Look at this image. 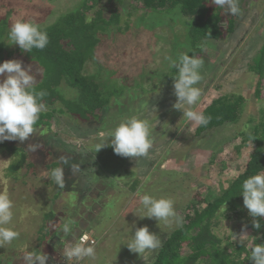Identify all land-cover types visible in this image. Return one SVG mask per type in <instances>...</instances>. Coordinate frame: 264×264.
I'll return each mask as SVG.
<instances>
[{
    "label": "rangeland",
    "instance_id": "1",
    "mask_svg": "<svg viewBox=\"0 0 264 264\" xmlns=\"http://www.w3.org/2000/svg\"><path fill=\"white\" fill-rule=\"evenodd\" d=\"M65 1L0 0V15L6 16L11 25L21 18L41 25L53 22L62 7L66 6ZM132 2L135 6L134 1ZM48 12L52 16L45 17ZM259 12L261 7L254 4L238 21L239 36L243 35L245 29L253 27L251 36L255 40L254 50L261 46L264 38V20L258 16ZM40 15L45 17L44 21H40ZM155 31L158 33L159 30ZM149 35L142 37V41L151 45ZM231 41L229 48L226 47L228 43L217 45L211 41L204 44L200 55L204 59L201 69L203 78L197 85L201 88V97L192 106L193 110L202 111L206 104L225 93H243L247 97L250 94L251 74L246 70V62L253 52L248 51L251 47L245 41L242 50L244 53H236L230 59L232 44L237 43V38ZM145 47L153 48L147 45ZM133 55L136 54L132 53L126 62H133ZM143 55L144 53L140 54L138 59ZM12 59L19 60L22 67L30 68V74L35 80L39 79V67L28 64L17 56ZM227 60L229 61L226 62ZM138 61L135 68L126 63L122 72L135 73L140 66ZM141 63L146 69H153L158 62L151 61L148 57ZM163 67L166 69L165 65ZM150 77L154 80L142 81L141 86H134L135 88L129 89V94L125 92L119 98L129 105L128 98L131 96L130 107L134 112L131 117L145 119L151 126L153 146L145 157H122L116 155L110 146L95 152L94 144L102 142L101 138L128 116L107 122L105 127L93 130L91 134H84L85 128L96 123L92 122L91 126L83 120L56 114L51 120L50 128H35L26 141L0 142L21 147L25 152V161L17 172V180L13 181L6 168L17 156L0 149V193L7 192L9 195L18 190L26 194L20 202H14L16 210L13 209L15 214L11 226H17L16 220L20 218L22 223L17 231L21 232L11 244L0 247L1 264H26L25 253L30 252L31 244L35 245L39 241L37 222L33 218H40L45 210L50 209L55 212V216L48 222L49 231L41 240L40 246L41 252L48 256L46 264H149L158 248L146 250L140 255L130 251L125 244L131 240L135 228L147 225L149 231L157 234L163 241L179 226L174 222L165 224L155 218L138 217L137 215L144 214L139 202L140 195L147 192L155 197L171 198L175 210L185 223L188 210L191 211L192 207L199 210L204 208L240 172L248 150L246 147L241 148L242 145L239 144V130L248 132L250 129L248 126L251 124H243L249 116V105L235 126L225 123L196 134L195 123L187 121L182 110L173 107L176 102L173 88L175 76ZM166 77L171 78V82H162L160 87L159 84L154 86L155 80ZM135 79L138 80L137 77ZM118 112L122 113L123 110ZM238 146L240 151L236 155L234 151ZM61 157L69 160V165L63 166V189L42 177L50 171L46 168L48 164L58 162L60 166ZM71 165H78L79 170L72 171ZM68 219L73 221L72 233L65 237L61 228ZM56 226L58 232L55 235L53 229ZM244 226L234 217H221L214 232L222 238L229 237L232 242H250L251 230ZM44 233L43 230L41 234ZM83 234L96 240L92 245L96 250L95 258L68 261L63 254L64 249L80 242L79 238ZM27 237L28 242L24 241Z\"/></svg>",
    "mask_w": 264,
    "mask_h": 264
},
{
    "label": "trees",
    "instance_id": "2",
    "mask_svg": "<svg viewBox=\"0 0 264 264\" xmlns=\"http://www.w3.org/2000/svg\"><path fill=\"white\" fill-rule=\"evenodd\" d=\"M65 3L53 22L40 25L49 37V44L43 50L27 52L16 44H9L11 24L6 16L0 15V62L17 56L40 68V77L35 80L36 89L46 91L43 102L47 109L41 112L35 128H50L56 114H65L70 119L83 120L90 125L96 123L84 129V134H91V131L105 127L107 122L134 114L130 107L131 96L129 105L119 99L125 92L129 94V89L141 86L144 80H154L150 76L172 77L177 74V69L170 67L167 57L175 59L182 52L200 57L204 44L211 41L217 45L228 43L226 47L229 48V43L235 38L237 43L232 44L230 59L242 52L244 43L251 47L248 51L251 50L253 55L246 62L252 83L248 97L243 93L229 92L213 99L202 110L211 118L209 124L196 127V134H201L225 123L235 126L249 105V116L243 124H251L248 126L250 129L248 132L239 130V144L248 150L245 162L227 187L216 193L204 208L192 207L187 211L185 223L173 229L162 241L149 264H254L249 258L250 249L255 243H264V217L255 218L261 224L259 229L252 226L253 217L244 207L240 191L244 179L264 172V38L261 46L254 50L253 27L245 29L239 36L238 21L254 4L261 7L258 16L264 20V0H239L242 10L239 16L216 7L212 0H66ZM47 16H52V13L48 12ZM45 17L41 16L40 21ZM148 34L152 39L151 45L142 41V37ZM145 45L153 48L148 49ZM141 52L144 55L138 59ZM130 53L136 54L133 55L136 60L126 62L131 58ZM216 53L219 54L218 51ZM148 57L158 62L153 69H146L141 63ZM137 60L140 66L135 73L122 72L126 63L135 68ZM169 77L155 80L154 86L159 84L160 87L162 82L166 84L171 79ZM239 148L234 154L239 155ZM0 149L17 156L6 168L13 181L17 180V172L25 161L24 150L7 143H0ZM54 167H58V162L46 166L50 170ZM23 194L17 190L9 197L17 203L26 195ZM54 213L52 209L45 210L40 218H33L37 222L39 241L37 245H30V252H41V240L49 231L47 225L54 218ZM221 217H234L244 224L251 230V241L232 242L229 237L218 236L214 228L219 225ZM16 221L14 229L17 231L22 221L20 218ZM43 230L44 235L41 234ZM53 232L57 234L58 226ZM24 241L28 242V237Z\"/></svg>",
    "mask_w": 264,
    "mask_h": 264
},
{
    "label": "clouds",
    "instance_id": "3",
    "mask_svg": "<svg viewBox=\"0 0 264 264\" xmlns=\"http://www.w3.org/2000/svg\"><path fill=\"white\" fill-rule=\"evenodd\" d=\"M212 3L225 10L228 14L239 16L242 12L239 0H212ZM88 22H91L90 19ZM9 44H16L23 51L33 49L43 50L49 44L47 31L38 23L23 18L12 23L9 33ZM203 47V45H201ZM171 68L177 69L173 88L176 102L173 107L182 110L183 117L196 126H207L210 117L202 111L192 109L201 97V88L197 85L202 80L201 69L204 66L203 57L180 53L175 59L167 57ZM30 68L22 67L19 60L10 59L0 62V142L5 140L26 141L35 131V125L41 112L45 109L43 98L47 95L44 90L36 89L35 77L30 74ZM100 143L96 144L95 152L110 146L116 155L127 158L145 157L153 146L151 126L145 119L136 116L126 118L111 128ZM35 150V149H33ZM60 166L52 168L42 177L51 180L60 189L65 187L64 165H69L67 157L60 158ZM72 171H78V165L70 166ZM242 174V173H241ZM41 177V178H42ZM238 178V177H237ZM243 205L253 217L252 226L261 227L256 217H264V172H258L243 180L241 191ZM144 214L140 218H155L165 224L174 222L182 226L183 218L177 213L174 201L168 197H155L147 192L139 197ZM14 202L7 192L0 193V247L11 244L18 239L20 233L12 227L14 218ZM73 221L68 219L63 223L61 231L65 237L72 233ZM135 221L133 222V226ZM90 237V236H89ZM92 238V237H91ZM85 235L77 242L64 249L68 261L83 258H95L94 244H86ZM96 242V240H95ZM132 252L142 255L146 250H155L162 244L161 238L149 231L147 225L136 227L131 240L125 243ZM250 259L254 264H264V243H255L250 249ZM26 264H46L48 256L42 252H26Z\"/></svg>",
    "mask_w": 264,
    "mask_h": 264
},
{
    "label": "built area",
    "instance_id": "4",
    "mask_svg": "<svg viewBox=\"0 0 264 264\" xmlns=\"http://www.w3.org/2000/svg\"><path fill=\"white\" fill-rule=\"evenodd\" d=\"M85 235L86 234L81 235L80 238L85 236ZM86 236L88 237V241L85 242L86 244H94L95 243V240L93 238L89 237L88 235H86ZM80 238H79V241H80Z\"/></svg>",
    "mask_w": 264,
    "mask_h": 264
}]
</instances>
